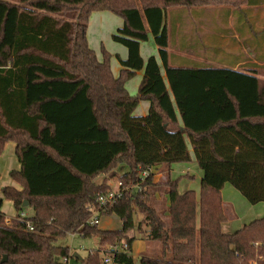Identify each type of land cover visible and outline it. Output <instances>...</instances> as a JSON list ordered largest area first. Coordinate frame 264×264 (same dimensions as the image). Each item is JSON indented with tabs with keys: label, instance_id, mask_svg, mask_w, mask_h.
I'll list each match as a JSON object with an SVG mask.
<instances>
[{
	"label": "trees",
	"instance_id": "obj_1",
	"mask_svg": "<svg viewBox=\"0 0 264 264\" xmlns=\"http://www.w3.org/2000/svg\"><path fill=\"white\" fill-rule=\"evenodd\" d=\"M263 2L0 0V156L8 143L17 145L21 171L11 178L23 188L1 190L0 264H66L67 258L104 264L109 251L112 264H134L136 238L128 234L139 213L138 233L162 248L160 258L143 255L141 264H264V218L233 234L222 228L235 217L222 199L226 185L252 206L264 203V70L241 73L236 65L214 68L193 59L182 65L168 51L167 26L169 11L215 9L202 11L198 21L222 20ZM106 12L123 20L112 36L128 51L117 78L111 54L102 48L100 60L88 42L92 15ZM189 19L182 22L179 49L201 57L196 40L184 43ZM213 26L211 42L220 46L224 31ZM150 37L162 67L141 56ZM140 71L144 76L132 97L126 84ZM141 102L150 104L145 117L134 115ZM192 156L202 173L199 198L194 191L180 193V180L171 179L173 167L192 163ZM122 165L125 175L116 172ZM150 168L154 173L143 182L140 171ZM160 169L169 172L162 184L169 222L151 203ZM102 175L105 180L96 184ZM110 181L128 190L104 208L99 199L113 191ZM3 200L18 212L8 223ZM29 209L32 217L19 216ZM95 212L100 219L116 215L122 230L91 225ZM72 235L98 241V249L83 260L74 257L59 245ZM124 244L127 251H121Z\"/></svg>",
	"mask_w": 264,
	"mask_h": 264
},
{
	"label": "rangeland",
	"instance_id": "obj_2",
	"mask_svg": "<svg viewBox=\"0 0 264 264\" xmlns=\"http://www.w3.org/2000/svg\"><path fill=\"white\" fill-rule=\"evenodd\" d=\"M214 11L215 9H198L195 11L190 12H178V10L169 11L167 14V26L170 30V47L168 49L170 55L176 54L177 59H179V62L182 65H186V60H191L192 56L197 57V54L195 52L186 51L183 49H179L182 44V34L180 32V28L185 26V22L187 21V18H191L188 20L187 25V31L186 33H189V42L185 41L184 43H190L192 45L196 44L200 47V50L202 51V56H198V58L203 59L202 62H206L207 65H210L214 68H231L232 65L229 63L230 57H227V54H229L230 50H235L232 48H229L232 43H230L231 36H233L235 29L232 26V20L226 24V27L223 28L225 30V38H223L220 41V46H217L215 43V47L212 44L211 40L213 39L212 35H215L213 31L209 30V25H202L199 23V19L197 16L201 14L202 11ZM184 14V15H183ZM180 15H183L180 19H183L184 23H178V17ZM104 20L103 23L101 20ZM225 26V25H224ZM123 27V20L111 13H95L92 15L88 27V42L90 48L95 51V53L98 55L99 59H102V48L106 49L109 53L118 52L123 55L124 49H126L124 46L115 43L112 39V36L117 34V31L119 28L121 29ZM191 36L194 37L191 38ZM219 37V36H218ZM176 38V39H175ZM232 42H234L232 40ZM235 47L239 48L238 42L235 43ZM212 48V49H211ZM127 51V49H126ZM115 56V55H114ZM173 57V56H171ZM200 60V63H202ZM115 68V73H117V68ZM166 80V78H165ZM167 83V80H166ZM168 85V84H167ZM174 105L175 101L173 99ZM146 105V104H144ZM176 109V107H175ZM177 112V109H176ZM177 118L179 119L180 125L181 119L177 112ZM189 145V143H188ZM192 159L194 162L186 164V165H178L174 166L173 170L171 172V179L172 180H180L179 182V192L184 193L187 190H197L201 189V179H202V173L199 169L195 157L192 156ZM184 170V171H183ZM187 172L185 175H181L183 172ZM116 172L120 175H125L128 172V168L126 166H119L116 169ZM186 176V177H185ZM105 176H99L95 179L96 184H101L105 180ZM169 178V172L164 171L163 169H160L157 171L155 177H154V183L158 186L156 191L152 193V205L155 209L159 211V213L163 216V219L167 222H169V219L167 217L168 206L165 202V188L162 184L165 183V181ZM113 188H116L115 181L109 182ZM113 184V185H112ZM233 191L232 195L229 196L228 191L225 192V199H223V202L226 204L225 207L227 209V212L229 216L231 214H234L236 212L238 216V220H231V222H227L223 225V232L227 234H233L239 228L241 229L245 224H248L250 220H260V218H264V204H258L256 206L250 205L245 198L235 190L232 186L228 185ZM10 205V202L8 200H3V206ZM10 206H7L8 209ZM30 210V209H29ZM234 210V211H233ZM32 212V211H31ZM31 212L30 215H31ZM143 221V216L139 213L135 216V229L130 232L129 238H136V241L143 242L141 244L136 245L135 252H132V256L134 257L135 261H138L139 258H142L143 255H148L150 257L154 258H160L162 255V248L161 245L154 242H147L144 241L143 236H140L138 233V225ZM101 229L104 230H118L121 229V223L116 217V215L112 216H105L101 218L99 226ZM60 246L63 247H69L72 252H76L80 254L83 258L88 256V254L91 251H95L98 249V241H92V240H83L81 238H72L67 237L65 239H62L59 242ZM145 245L146 250L144 253L140 254L137 253L139 250H142V246ZM133 251V250H132ZM139 263V262H137ZM71 264H75V261L72 260ZM255 264V263H251Z\"/></svg>",
	"mask_w": 264,
	"mask_h": 264
},
{
	"label": "crops",
	"instance_id": "obj_3",
	"mask_svg": "<svg viewBox=\"0 0 264 264\" xmlns=\"http://www.w3.org/2000/svg\"><path fill=\"white\" fill-rule=\"evenodd\" d=\"M103 14H105V13H103ZM231 20H232V26L235 29V32L233 33L234 35L231 36L232 37L231 40H235V41L232 42L230 40V43H232V44L230 45L229 48H232L235 50H230L229 54H227V57H230L229 63H231V65H236L235 67L233 66L234 71H239L241 73H253V72L260 71V70L261 71L264 70V4H262L260 6H256V7L246 8L243 12L239 13L236 17L231 16L228 19L223 18L222 20H220V18H218V17L217 18L207 17V19L205 21H199V23H205L206 22L208 25H210L212 27V28H210L208 26L210 28L209 30L214 32V30H213L214 26L213 25L219 24L223 29L226 27V24L229 23ZM101 21L102 22H100V23L104 22L103 19ZM223 31H224L223 32V38H225L224 34L226 32L224 29H223ZM236 41L239 44V48L235 47ZM140 51H141V56H142L145 63H147V61L151 57H154L157 60L158 64L162 67V61L160 59L158 47L155 44L154 38L150 37V40L148 42L142 43ZM174 53L177 54L176 51ZM110 54L112 56V60H111L112 72H113L114 76L117 78L120 76V73L123 70V67L121 66L119 60L127 61L128 51H126V49H124L122 56H121V54H119V51L113 53L115 56L112 55V53H110ZM191 59L196 60L198 62H200V60L202 62V60H203V59L198 58L196 56L195 57L192 56ZM114 66H116V68H117V73H115L116 70H115ZM162 73H163V77L165 79L166 75H165V71L163 69H162ZM143 76H144V71L137 72L135 78H133L131 81H129L126 84V89L132 97L137 96L139 86L141 84ZM256 77H259V76H256ZM260 79H262V78L260 77ZM144 104H146V105H144ZM149 109H150V104L148 102H141L139 104L138 108L136 109L134 115L137 117H145L149 113ZM16 151H17V145L15 143H8L5 147L4 153L2 154V156H0V200L3 198L1 190L4 188H13V189L17 190L18 192L23 191V188L19 184H17L16 182H14L11 178L12 172L21 171V164L19 163V160L17 158ZM192 162H194L193 159H192ZM187 172H188V170L186 172L181 173V175H185V174H187ZM229 188L230 187L228 185H226L224 187V189L222 191L223 199H225L226 190L228 191L229 196H231L233 194L232 193L233 191H231L232 189H229ZM200 190L201 189H199V191H198V189L197 190L194 189V190H187V191L196 192V194L199 198ZM9 202H10V205H6V206H3V203H2L1 212L5 215L7 220H12V219H15L18 217V212L14 208L13 202H11V201H9ZM261 204H264V203H261ZM224 205H226V204L224 203ZM7 206H10V207L7 209L6 208ZM29 212H31V210H27L25 212V214L29 217H32L33 213L31 212V215H30ZM234 216L235 217L233 218V220H238V216H237L236 212H234ZM254 219H256V218H254ZM254 219L250 220V222H248V224H245V225H249L252 222L256 221ZM229 222H231V220ZM120 223H121V229H118V230L117 229L116 230H104V229H101L100 227H99V229L102 231H120V230H122V227H123L121 221H120ZM239 230H240V228H239ZM129 235H130V233L128 234V237H130ZM141 243H143V242H140V241L134 242L132 252H135L136 245L141 244ZM142 247H143L142 250H139L137 252V253H139V255L144 253L146 250L145 245H143ZM72 253H73L74 257H77L81 260H83L86 257L85 256L83 258L82 256H80V254H78L76 252H72ZM133 259H134V257H133ZM137 262H139V263H137ZM75 264H78V263L75 262ZM134 264H141V258H139L138 261H135V259H134Z\"/></svg>",
	"mask_w": 264,
	"mask_h": 264
},
{
	"label": "built area",
	"instance_id": "obj_4",
	"mask_svg": "<svg viewBox=\"0 0 264 264\" xmlns=\"http://www.w3.org/2000/svg\"><path fill=\"white\" fill-rule=\"evenodd\" d=\"M154 173V169L150 168L148 170H141L140 171V178L143 182H145L152 174ZM136 189H138L140 191V187H137ZM128 189H124L122 184H117L116 188L113 189V191H111L110 193H108L106 196H102L99 199V203L100 206L106 208V207H113L115 206L124 196V193L127 191ZM19 216L21 218H25L27 217V215L25 213H21L19 214ZM100 216L98 212L94 213V216L92 218L91 221V225L93 226H99L100 224ZM10 220L6 219V223H8ZM28 227L31 229V226L28 225ZM72 238H76L74 235H72ZM128 246L126 244L123 245L121 251H127ZM94 252V251H91ZM71 259H64V263L66 264H71ZM113 263V253L111 251H109L107 254H105L104 256V264H112Z\"/></svg>",
	"mask_w": 264,
	"mask_h": 264
},
{
	"label": "water",
	"instance_id": "obj_5",
	"mask_svg": "<svg viewBox=\"0 0 264 264\" xmlns=\"http://www.w3.org/2000/svg\"><path fill=\"white\" fill-rule=\"evenodd\" d=\"M28 206V204L27 203H25V207H27Z\"/></svg>",
	"mask_w": 264,
	"mask_h": 264
}]
</instances>
